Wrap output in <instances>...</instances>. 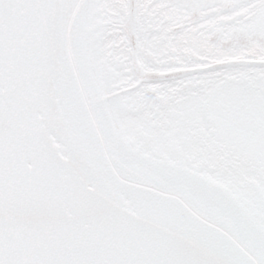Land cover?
<instances>
[{"label": "snow or ice", "instance_id": "snow-or-ice-1", "mask_svg": "<svg viewBox=\"0 0 264 264\" xmlns=\"http://www.w3.org/2000/svg\"><path fill=\"white\" fill-rule=\"evenodd\" d=\"M0 264H264V0H0Z\"/></svg>", "mask_w": 264, "mask_h": 264}]
</instances>
